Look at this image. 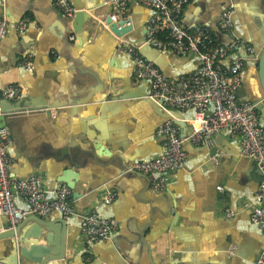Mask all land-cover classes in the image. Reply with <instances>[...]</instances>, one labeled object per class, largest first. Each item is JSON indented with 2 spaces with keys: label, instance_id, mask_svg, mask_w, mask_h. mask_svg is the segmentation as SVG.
Segmentation results:
<instances>
[{
  "label": "crops",
  "instance_id": "1",
  "mask_svg": "<svg viewBox=\"0 0 264 264\" xmlns=\"http://www.w3.org/2000/svg\"><path fill=\"white\" fill-rule=\"evenodd\" d=\"M49 2L52 4V0H37L40 7L35 9L30 4L25 6L26 0H7L10 24L0 44V63L6 64V59L14 55L18 63L15 69H9L7 63L0 71V89L19 84L25 96L29 88L50 83L57 91L68 95L81 85L75 73V62L72 65L56 55L55 49H62L65 43L66 47L73 46L75 40L70 39L74 36L71 31L60 39L62 35L58 31L48 29L51 24L50 28L55 25L61 28L59 21H64L53 4L54 14L49 19L51 16L46 15L43 8ZM70 2L74 8L99 7L97 16L101 24V15L112 11L102 5V0ZM230 3L235 6L232 27L225 32L220 30L219 22L222 10ZM152 14L136 2L131 4V17L143 23L144 29ZM27 17L31 19L26 30L22 35L17 34L15 25ZM38 19L46 24H40ZM181 20L187 29L210 28L222 45L240 42L242 50L238 56L244 59V69L237 98L239 102L256 103V115L264 130V97L257 66L264 50V0H191ZM107 37L86 38L84 47L79 49L84 57L89 56L83 64L101 74L107 73L114 64L110 68L114 79L110 80L106 92L94 99H104L110 91L116 92L112 101L104 99L102 105L108 112L103 119L98 118L103 148L106 150L114 144L115 150L124 152L122 156L130 160H150L163 151L157 128L171 120L182 124L184 128L181 133L179 128V135L184 131L186 135L189 129L185 122L192 117V111H166L149 99V83L134 79L131 59L120 47L115 49L112 39ZM246 46L254 49L255 54L245 52ZM167 54L163 66L169 78L188 76L200 65L195 55ZM27 55L31 56V71L20 67ZM71 68L74 70L70 71ZM210 114L212 108L207 110V115ZM0 124L9 129L12 140L9 153L14 161L9 174L14 179L40 177L49 200L62 184L56 180L65 167L48 151L66 142L75 145L85 139L82 132H94L93 126L55 110L44 119L28 117L23 122L11 121L9 125L3 116ZM66 137L70 139L65 141ZM183 148L187 154L184 167L166 176L163 190L167 191V199L153 192L155 174L134 173L100 185L101 179L94 175L95 166L91 164L92 168L79 178L82 182L75 185L74 191L81 193V198L73 197L71 191L75 215L65 219L53 212L41 217L50 223L63 218L67 223L64 259L52 264H113L109 256L113 242L124 254L125 261L119 259L122 264H163L166 260L171 264H255L264 247L262 231L250 222L260 176L251 160L240 152V135L224 129L204 144L185 143ZM97 190L100 192L96 197ZM106 191L115 193L109 204L102 200ZM15 203L27 209V204L18 196ZM170 205L174 209L171 214ZM91 211L102 219L116 221L111 240L89 243L81 233V216ZM227 211H232L234 216L228 218ZM0 264H3L1 259Z\"/></svg>",
  "mask_w": 264,
  "mask_h": 264
},
{
  "label": "built area",
  "instance_id": "2",
  "mask_svg": "<svg viewBox=\"0 0 264 264\" xmlns=\"http://www.w3.org/2000/svg\"><path fill=\"white\" fill-rule=\"evenodd\" d=\"M0 2L3 4L4 0ZM134 2L153 12L145 26V42L148 45L175 56L195 55L200 65L188 76L169 78L152 62L144 59L136 46L123 41V51L133 64L134 79L149 83L148 98L166 111H192V117L185 122L189 129L185 137L179 135V127L173 121L164 122L156 130V135L163 143L162 153L150 160L133 162L128 171L155 174L157 179L153 183V190L161 191L165 187L166 176L185 165V142L201 145L224 129L238 134L241 154L249 158L259 172V186L250 222L264 235V130L256 115V103L239 102L237 98L244 69V59L238 56L242 50L240 42L236 40L222 45L208 27L185 28L181 16L191 0H102V5L111 8V19L117 22L131 17L130 7ZM52 4L66 19H72L76 12L70 0H52ZM233 12L232 3L222 10L220 30H231ZM29 23L28 18L20 20L15 25L17 34H22ZM9 24V19L0 10V42L6 36ZM70 39L73 40L74 36H70ZM244 51L253 53L249 46L244 47ZM20 67L31 71L30 55L25 56ZM23 92L19 84L0 89V119L5 115L1 102L16 101ZM208 108H212L210 115H207ZM11 143L9 129L0 124V214L7 217L9 227L14 229L29 215L42 217L57 212L65 219L74 216L71 190L64 184L49 200L40 177L30 175L23 179L12 178L9 174V167L14 161L9 153ZM15 196L27 204L26 210L16 205ZM114 197V192L106 191L102 200L104 204H109ZM226 216L231 218L234 213L227 211ZM116 228L115 220L102 219L94 211L81 216L80 230L89 243L106 241ZM255 264H264V247Z\"/></svg>",
  "mask_w": 264,
  "mask_h": 264
},
{
  "label": "water",
  "instance_id": "3",
  "mask_svg": "<svg viewBox=\"0 0 264 264\" xmlns=\"http://www.w3.org/2000/svg\"><path fill=\"white\" fill-rule=\"evenodd\" d=\"M26 2L25 6L27 7L29 4L35 9L40 7L37 4V0H26ZM6 6L7 0H4L3 4L0 2V10L10 19L9 12L6 11ZM43 8L46 15L51 16L49 19L52 18L54 14L52 4L49 2L48 6H44ZM98 8L99 7H76V12L72 19L69 20L63 17L64 21H59L61 28L57 25L50 28L52 24L48 26L50 31L54 32L56 30L62 35L60 39L69 31L74 34L75 43L73 46L66 47L65 43L62 49H55V51L59 59L64 57L69 60L72 65L73 62H75V73L78 74L81 81L79 87L66 95V93L61 90L57 91L50 83H45L33 87L32 89L29 88L27 94L25 96H20L16 101L1 102V108L5 114L4 121L7 125H9L11 121L23 122L28 117L44 119L51 115L52 110H55L59 114L77 118L88 124V126L94 127V130H92L94 131L93 134H91V132H82L85 139L83 138L77 144L71 145L70 142H66L63 145L61 144L60 147L48 151L50 155H53V157L61 161L63 167H65L64 173L57 178L56 182L64 184L73 191L72 195L76 199L81 198V193L74 191L75 185L78 182H82L81 180L79 181V178L81 175H85V173L92 168V165L95 166L94 175L98 179H101L100 185H103L116 177L128 178L132 176L135 172L128 171V168L136 161L130 160V157H124V152L116 151L114 144L105 148L106 150L103 148L102 138L100 137L102 131L97 128V124L99 123L98 118L103 119L108 112L107 107L102 105L104 99L107 101L109 98L108 101H112V98L116 96V92L110 91L104 99H94L105 93L109 87L110 80L114 79L110 74V68L113 67L114 64H112L107 73L104 74H101L95 69L88 68L83 64L89 57H84L81 50H79L84 47L85 39L89 37L99 38L100 35H102L104 39L108 36L107 38L110 37L113 41V47L115 49L120 47L122 51L123 41H129L138 48L139 54L144 59L152 62L166 75L163 65L168 54L165 51L151 47L145 42L146 31L143 28V23L137 22L132 17L126 21L118 20L114 22L111 19L110 13H108L106 15H101L103 18L101 24L97 16ZM148 10L150 9L148 8ZM23 13H25L24 9ZM37 14L39 13L37 12ZM57 20L56 18V21ZM38 22L43 25L46 24L45 21L41 22L39 19ZM17 54L22 53L18 52ZM252 54H255L254 49ZM6 60H8L6 64L3 65V63H0V71L7 63L10 64L9 69L17 68V55ZM257 66L259 84L264 97V50L258 59ZM73 70L72 68L70 69V71ZM175 124L180 128L181 133L184 127L182 124H177L176 122ZM180 136L185 137V131L183 135ZM68 139H70V137H66L65 141ZM185 143L189 144V142ZM90 187L91 186H89V188ZM104 189L107 190L109 188H103V190ZM98 192L100 191L97 190L95 192L96 197ZM153 192L156 196H164V198L167 199V191L161 190ZM173 211V205H170V214L173 213ZM66 232L67 223L63 218L50 223L39 216L29 215L12 229L9 227L7 217L0 214V255L2 257L0 259L3 264H52L53 261H60L64 259L65 250L67 248L66 242L64 241ZM113 233L106 241L111 240ZM115 244L116 243L113 242V248L109 251V256L113 264H122L119 259L125 261L124 254ZM163 264H171V262L170 260H166Z\"/></svg>",
  "mask_w": 264,
  "mask_h": 264
},
{
  "label": "trees",
  "instance_id": "4",
  "mask_svg": "<svg viewBox=\"0 0 264 264\" xmlns=\"http://www.w3.org/2000/svg\"><path fill=\"white\" fill-rule=\"evenodd\" d=\"M27 18H29V19H31L30 17H27ZM214 35V34H213ZM215 37V36H214Z\"/></svg>",
  "mask_w": 264,
  "mask_h": 264
}]
</instances>
